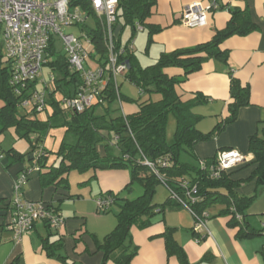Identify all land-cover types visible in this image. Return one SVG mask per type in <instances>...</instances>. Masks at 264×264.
Returning <instances> with one entry per match:
<instances>
[{"label": "trees", "instance_id": "trees-1", "mask_svg": "<svg viewBox=\"0 0 264 264\" xmlns=\"http://www.w3.org/2000/svg\"><path fill=\"white\" fill-rule=\"evenodd\" d=\"M71 1L73 6L79 7L92 21L93 26L85 22L79 27L89 36L97 62L106 68L107 50L100 21L96 20L89 0ZM117 1L114 24L117 32L114 43L117 62H128L129 69L124 77L136 86L140 93L156 95L159 99L140 102L135 113L123 115L120 112L117 118L107 120L112 111L111 105L116 101L122 102L118 84H114L110 79L100 95L101 102L93 104L81 113L62 111L60 109L62 99L71 98L80 86L81 80L78 74L70 70L63 51L57 52L56 42L53 39L49 43L45 56L47 61L44 64L49 74L54 77L52 85L49 89L37 81L31 85L33 91H46L45 111L37 113L33 108L21 106L23 97L28 98L29 96L26 91H23L22 95L15 94L10 86L9 66L0 48V102H2L0 135L12 129L15 137L25 141L30 147L26 155L17 154L13 150L6 153L10 164L27 161L29 166L23 171L37 168L38 171L35 173L38 174L42 188L51 186L63 191L67 188L64 175L69 172L87 174L97 170L118 169H125L129 172L130 180L124 190L130 193L133 183H137L142 189V194L135 199H123L119 212L116 214V225L109 234L100 240L93 236L96 250L103 253L102 264L108 260L114 264H131L132 258L137 253V247L131 249L130 229L137 224L139 228H145L150 224L153 216L164 213L166 208L178 207L185 210L177 202L171 200L169 194L170 190L181 194L179 185L183 181L196 185L198 189L200 202L192 207L194 215L202 216V213L207 212L209 208L222 202L224 208L217 213L216 217H226L230 227H238L237 237L250 240L264 235V227L262 231H256L245 222L247 217L245 212L256 196L244 197L236 193L241 183L250 179H255L258 186H264V134L260 137L253 135L248 140V154L253 158L250 164L256 167L250 177L245 180H231L232 170L225 173L220 172L219 176L212 177L209 166L214 164V158L203 160L205 165L201 168L199 166L201 159H197L194 155L196 144L215 139L227 125L235 122L241 108L250 105L248 87L243 86L233 76V73L228 71L231 99L228 104V116L206 134L196 130L195 126L199 117L191 112L192 107L203 99L196 95L192 101L182 103L175 91V87L183 83L189 75L199 72L205 62L217 60L227 64L228 52L220 49V45L225 40L233 36L245 37L258 30V26L251 21L248 10L229 5L219 6V10H226L230 15L224 29L214 31L212 38L205 43L177 49L170 53H161L154 64L142 68L136 63L133 52H130L128 47L136 32V25L143 28L156 0ZM149 28V36L160 31L157 27L149 26ZM126 29L131 31L132 36L126 43H123L122 35ZM120 51L123 52L119 54ZM167 68H178L183 72V76L181 78L169 77L164 72ZM20 109L22 111H19ZM99 109L103 110L100 114L97 112ZM114 111L120 110L116 108ZM40 114H43L44 118L40 119ZM169 114L175 120L171 142H167L166 138ZM57 127L64 129V135L58 149L52 154L57 163L48 165L47 159L50 153L42 149L37 152L35 150L41 147L44 135L51 128ZM99 147L102 150L99 151ZM181 152L188 153L196 161V165L180 163L178 157ZM30 155H33V158H30ZM144 160L155 163L162 160L167 162V167L159 170L160 178H157L143 164ZM159 185L166 187L168 198L164 203L157 205L153 204L152 200ZM105 194L114 196V205L120 200L119 196L114 193ZM49 208L58 213L52 206ZM0 211L3 212L2 214H7L10 211V201L0 199ZM41 223L48 231L51 229L47 222ZM174 231V229L166 228L160 236L164 240L165 251L169 257H175L178 264H189L182 247L173 237ZM192 234L197 242L205 237L196 232L194 226ZM48 236L52 235L48 233ZM59 243L60 240L49 242V238H45L42 241L43 251L48 257H53L56 250L58 251L61 247ZM56 259L66 264L65 258L56 256ZM11 264H18V260L15 259Z\"/></svg>", "mask_w": 264, "mask_h": 264}, {"label": "crops", "instance_id": "crops-1", "mask_svg": "<svg viewBox=\"0 0 264 264\" xmlns=\"http://www.w3.org/2000/svg\"><path fill=\"white\" fill-rule=\"evenodd\" d=\"M215 2L218 6L246 8L251 21L258 26L256 32L245 37L233 36L225 40L220 49L228 52L227 64L217 60L205 62L201 70L189 75L179 86L175 87L180 101L188 103L196 95L203 101L192 107L191 112L199 117L196 130L206 134L220 121L228 116L229 75L228 71L249 89V106L241 108L234 123L213 140L195 145L194 155L197 159L209 160L220 150H236L247 160L231 171L230 179L245 180L255 169L251 155L248 154V140L251 136L264 134V0H156L150 17L145 21L142 31H136L131 41L133 57L136 63L144 68L154 64L161 53H170L177 49L189 48L209 41L214 31L225 28L229 21L226 10H217L208 16L207 25L200 28H187L181 25L179 17L184 7L195 3ZM149 26L160 29L158 33L149 36ZM124 34V33H123ZM132 36L131 31L126 43ZM145 44L144 55L137 54V46ZM146 58L143 64L142 59ZM169 77L181 78L183 72L178 68H167L164 71ZM117 84L118 78H117ZM120 91V90H119ZM156 96V95H155ZM158 99V98H157ZM2 102H0V108ZM124 114L123 109L120 107ZM136 112V111H135ZM134 112V113H135ZM133 114V113H132ZM14 134V131L11 129ZM15 136V135H14ZM17 139V138H16ZM18 140V139H17ZM19 141V140H18ZM21 141V140H20ZM6 148L5 146H3ZM10 150L17 154L26 155L30 147L25 142H19L4 151L0 145V199L10 201L13 196V183L26 167L14 170L7 169L9 156L3 158V153ZM102 150L99 147V151ZM102 153V152H101ZM8 163V164H7ZM6 166V167H5ZM5 167V168H4ZM84 182L90 187V200H95L107 192L119 193L129 183V172L125 169L91 171L85 174ZM23 187V196L28 201L44 202L64 218L63 225L54 231L39 222L25 234L18 242H14L10 232L6 229L9 212L0 211V264H11L15 259L18 264H62L56 256L65 258L66 264H102L103 253L97 251L93 236L100 240L114 228L106 214H92L77 210V216L68 218L66 209L61 211L57 202L67 197V193L54 187L42 188L38 174L30 175ZM236 193L244 197L256 196L245 214V222L251 229L262 231L264 227V186H258L255 179L244 181L236 189ZM80 196V195H78ZM224 207L207 214L209 219L205 223V236L197 242L192 234L194 220L191 214L178 207L166 208L164 213L157 214L150 219V224L139 228L138 224L130 229L131 249L137 247V253L131 264H178L175 257H169L165 251L161 234L166 228L174 229L173 237L182 247L189 264H264V235L247 240L237 237L238 227H230L226 217H216ZM52 230V231H51ZM48 233L52 236H48ZM49 238V242L60 240V249L55 256L48 257L42 248V241ZM105 264H114L111 260Z\"/></svg>", "mask_w": 264, "mask_h": 264}, {"label": "built area", "instance_id": "built-area-1", "mask_svg": "<svg viewBox=\"0 0 264 264\" xmlns=\"http://www.w3.org/2000/svg\"><path fill=\"white\" fill-rule=\"evenodd\" d=\"M89 3L96 20L102 25L107 50V70L97 62L93 45L86 33L82 32L77 37L63 31L67 27L79 26L90 21L86 13L72 5L71 0H0V30L3 33L1 52L9 66V84L15 94L22 95V92L26 91L29 96L23 97L21 101L23 108H33L37 113L45 111L46 91H33L31 85L36 81L47 89L52 85L53 75L49 74L46 82L42 70L47 61L45 56L49 43L53 39L60 43L70 70L78 74L81 80L76 93L71 98L62 99L60 103L62 111L81 113L93 104L101 102L100 95L108 81L111 79L116 84L117 78L124 76L127 66L125 63L117 62V54L114 52L117 37L114 24L118 1L89 0ZM217 10L219 6L215 2L207 4L195 2L183 8L179 21L187 28L204 27L210 13ZM91 25L93 26V23ZM135 29L143 30L140 25H136ZM128 48L132 52L131 45ZM246 160L247 158L236 150H220L214 157V164L209 166V171L212 177H217L220 172H229ZM143 164L157 178H160L159 170L167 167L165 160L156 163L144 160ZM204 165L205 161L201 160L199 166L203 168ZM36 171L38 169L33 168L21 172L13 183L6 229L14 242L28 234L36 223L47 222L54 231L59 230L64 223V218L46 203L32 202L24 198L23 187L30 175ZM179 188L181 194L169 191L171 200L191 214L194 230L203 234L209 216L207 212L197 216L192 211V207L200 202L197 186L183 181ZM114 203L115 199L111 194H102L95 200L100 214L108 213Z\"/></svg>", "mask_w": 264, "mask_h": 264}, {"label": "rangeland", "instance_id": "rangeland-1", "mask_svg": "<svg viewBox=\"0 0 264 264\" xmlns=\"http://www.w3.org/2000/svg\"><path fill=\"white\" fill-rule=\"evenodd\" d=\"M91 21V20H90ZM92 23L91 22H87V24ZM65 33L68 34H72L75 36H80V34L82 33L81 27L79 26H74V27H67L63 30ZM129 35V29H126L124 31V34L122 35V42L124 43V41L127 39ZM2 38H3V33L0 30V48L2 45ZM56 46H57V52H61L62 48L60 46L59 42H56ZM144 49H145V44L143 43L142 46H137V54L142 57L144 55ZM143 64L146 63L147 59L144 58L142 59ZM145 65V64H144ZM43 77L44 79H46V81L48 82V74H49V70L47 67H43ZM118 83H119V93L122 97V102H120V105L118 103V101L114 102L111 105V112L107 117V120L110 119H115L118 116H120V107L123 109V112L125 115H130L132 113H134L135 111H137V105L140 102L143 101H147V100H158L159 97L155 96V95H148V94H143L140 93L139 89L134 86L132 83H130L124 76H119L118 77ZM158 98V99H157ZM119 109L120 111H114L115 109ZM19 111H22L21 109ZM103 110L99 109L97 112L100 114L102 113ZM39 118L42 119L44 118L43 114L39 115ZM174 129H175V120L173 118V116L171 114L168 115V120H167V125H166V138H167V142H171L173 134H174ZM64 135V129L61 127H57V128H51L46 135H44L43 140L44 142L41 144V147H39L37 150H35V152L39 151L40 149H42L45 152H49V157L47 159V164L51 165V164H56L57 162L54 161V155H52L53 153L56 152V150L58 149V146L60 144V141L62 139ZM22 142V140L18 141L16 139V137L14 136L13 132L11 130H7L4 133H2L0 135V145L2 147V149H4V151H7L8 149H10V147L16 145L17 143ZM3 146H5L6 148H4ZM3 158H6L5 161H8L7 156L5 153H3ZM178 161L180 163L183 164H188V165H192L195 166L196 165V161L190 156L188 155V153L186 152H181L179 154L178 157ZM8 164V163H7ZM29 166L28 162H16L13 164H8L6 167L7 169H17L19 167H26ZM4 167V168H5ZM239 167V166H238ZM237 168V167H236ZM234 170V169H233ZM64 177H66V181H67V188L66 190H64L66 193H68V197L64 198L63 200H59L57 202V207H60L61 211H63V209H66L68 211V214L66 213L65 216L68 218H74V216H77V214L75 213L76 209L79 210H83V211H87L86 213H92V214H99L96 208V205L94 203L91 202L90 197L91 193H90V187L84 182V178L87 179L85 174L82 173H78L76 171L73 172H69L67 175H64ZM30 181V180H28ZM142 194V189L141 187L137 184V183H133V185L131 186V192L128 193L127 191L123 190L119 193V201L116 205H114L111 210L109 211V220L110 222H112V227L114 228L116 225V214L119 212V207L122 204V201L124 198H128V199H135L136 197L140 196ZM80 195V196H78ZM168 198V191L166 189L165 186L163 185H159L157 186L154 196H153V200L152 203L153 204H157L160 205L162 203H164L166 201V199ZM219 207H224V203L221 202V204H216L215 206L209 208L207 210V212L209 214L213 213L215 210L217 211V209ZM101 215V214H99ZM103 216V215H101ZM37 224V223H36Z\"/></svg>", "mask_w": 264, "mask_h": 264}, {"label": "water", "instance_id": "water-1", "mask_svg": "<svg viewBox=\"0 0 264 264\" xmlns=\"http://www.w3.org/2000/svg\"><path fill=\"white\" fill-rule=\"evenodd\" d=\"M125 64H126V66H127V69H129L128 62H126ZM29 157H30V158H33V155H30Z\"/></svg>", "mask_w": 264, "mask_h": 264}]
</instances>
